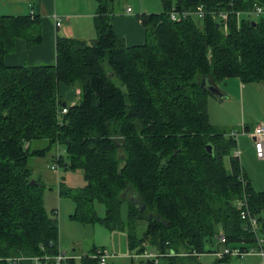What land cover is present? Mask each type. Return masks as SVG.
Returning a JSON list of instances; mask_svg holds the SVG:
<instances>
[{
    "label": "trees",
    "instance_id": "1",
    "mask_svg": "<svg viewBox=\"0 0 264 264\" xmlns=\"http://www.w3.org/2000/svg\"><path fill=\"white\" fill-rule=\"evenodd\" d=\"M95 2V39L58 37L54 64L6 65L16 38L33 44L41 37L32 33L37 15H0V264H35L33 257L57 252V218L44 208L45 185L29 161L58 144L68 159L61 155L58 164L82 170L86 181L79 188L60 186L75 203L74 217L126 231L130 251H170L159 257L167 264H203L179 253H214L209 248L215 243L256 248V234L234 202L246 197L264 238V191L250 185L230 154L235 139L209 123L211 94L200 84L203 77L215 84L231 77L264 83V14L240 20L231 14L224 24L209 15L171 20L168 12L198 5L248 9L264 7V0H161L162 12L140 15L146 41L132 46L113 30L112 0ZM61 85L79 90L77 102L62 99ZM41 140L46 146L31 149ZM131 195L145 205L142 212ZM94 200L105 206L104 217L96 215ZM142 218L146 226L137 236ZM94 249L70 264H98ZM244 258L224 255L208 264Z\"/></svg>",
    "mask_w": 264,
    "mask_h": 264
},
{
    "label": "rangeland",
    "instance_id": "2",
    "mask_svg": "<svg viewBox=\"0 0 264 264\" xmlns=\"http://www.w3.org/2000/svg\"><path fill=\"white\" fill-rule=\"evenodd\" d=\"M126 7L131 9L134 18L136 16L140 17V15L159 13L163 10L161 0H112L108 6L111 24L114 22V16L117 13H122ZM115 28L117 36L122 38L124 36L122 35L124 34V29H119L117 24ZM36 32V30H32V33ZM94 36L93 34V39H88L87 42H92L95 39ZM122 39L124 41L128 40L126 37ZM25 66L30 65L25 64ZM217 84L226 93V96L225 98L208 96L207 112L209 123L215 131L223 132L225 136L234 131L239 133L234 149H237L240 153V164L245 170L244 172L250 185L257 191H264V159L258 160L259 158L256 156L251 136L248 135L247 131L242 132L243 122L251 125L259 123V125L264 126V83H242L237 77H231ZM59 91L64 101L67 100L70 103L77 102L79 98V90L73 87L61 85ZM30 146L31 149L36 147L42 148L46 146V141H34L31 142ZM57 148L68 163L63 146L58 144L48 150L45 155L32 158L29 161V166L35 168V178L41 179L42 177L43 181L46 182H44L45 189L42 195L43 204L48 214L53 209L57 212L59 245L67 253L75 252L80 255L90 251L94 247H105L113 255L108 260L109 264H140L139 260H131L129 256L130 250L126 231L109 230L99 222H83L74 217L76 207L73 199L65 194H60L59 189L62 184L68 188L83 187L86 181L84 173L80 169H64V167L59 166L58 169L51 170L48 167L54 162ZM234 149L231 150V155H233ZM94 211L98 217L105 216V206L99 200H94ZM126 214L127 202L123 201L120 207V215L124 222L126 221ZM145 226V219L142 218L136 221L135 231L137 236L143 233ZM223 248L222 244L215 243L209 249L212 251H222ZM150 250L155 251L153 249ZM215 259L216 256L212 253L198 257V261L203 264L211 263ZM234 263L259 264L260 258L255 255H248L244 259H235ZM157 264H167V262L159 258Z\"/></svg>",
    "mask_w": 264,
    "mask_h": 264
},
{
    "label": "crops",
    "instance_id": "3",
    "mask_svg": "<svg viewBox=\"0 0 264 264\" xmlns=\"http://www.w3.org/2000/svg\"><path fill=\"white\" fill-rule=\"evenodd\" d=\"M127 8L114 16L113 30L117 35L116 24L119 29H124L122 38L128 39L124 41L127 46L143 44L146 41V35L140 17L134 18L131 11L127 12ZM96 9L95 0H0V15L23 16L31 14V12H33L31 16L37 15L38 23L35 34L41 37L40 42L33 44H28L24 38H16L13 49L4 56L5 64L8 66L54 64L56 59L55 44L58 37L84 41L92 40L93 34L96 37L94 26ZM57 18L59 19L58 25H56ZM223 93L226 96L224 91ZM225 96L221 98H225ZM74 103L71 102L70 104ZM256 125L259 123L253 125L247 122L242 123V127L251 136L252 141L251 131ZM34 172H36L35 168ZM41 180L43 181L42 177ZM52 211L56 210L53 209ZM73 251L75 250L73 249ZM209 254L211 253L204 255ZM72 255L79 256L80 254L72 252Z\"/></svg>",
    "mask_w": 264,
    "mask_h": 264
},
{
    "label": "built area",
    "instance_id": "4",
    "mask_svg": "<svg viewBox=\"0 0 264 264\" xmlns=\"http://www.w3.org/2000/svg\"><path fill=\"white\" fill-rule=\"evenodd\" d=\"M230 4H232L230 2ZM127 12H130L131 9L128 7ZM169 17L171 20H180L187 15L193 14L197 18L201 19L204 18L205 16H211L213 19L217 20L220 19L226 24L229 16L231 14L235 15L237 20H240V18L244 19H251L252 17H259L264 14V7L258 4H254L252 7L248 9H228V8H219L216 10H207L205 9L202 5H198L195 7L193 10H187V9H177L176 6H172L171 9L169 10ZM33 14V12H31ZM30 14V15H31ZM59 24V19H56V25ZM67 107L63 106L60 110L61 114H64L67 112ZM242 132H246V130L243 128ZM251 134L253 136V144L256 152V156L259 159H264V126L263 125H256L253 127ZM229 136L237 142V138L239 137L238 132H231L229 133ZM233 155L235 157H239V151L237 149H234ZM61 154L59 153V150L57 149L55 157H54V162L49 166L51 169L55 170L59 167L58 160L60 159ZM239 179L241 180L242 184H245V179L243 178V175L239 176ZM234 205L238 208L241 209L240 211V216L242 219L246 221V225L249 229L254 231L256 234V240L258 246L256 248H249V249H241L239 247H232V246H224L222 251H215L213 254L216 257H222L224 255H229L232 257H238V258H243L248 255H256L260 258V263L259 264H264V238L258 234V221L257 218L251 214L249 207H248V202L246 200V197L237 199L234 202ZM54 215L56 216L57 212L53 211ZM224 236L219 233L218 239L219 241H223ZM52 244V242H50ZM173 253L169 251V253H159L157 251H152V250H144L142 252H138L135 250L130 252V258L131 260H139V261H153V263L157 264L159 262V257L162 255H172ZM179 254L185 255V256H196L197 258L206 254L205 252H197L195 250L192 251H182ZM93 258L97 260L98 264H109L108 260L113 257V255L105 248V247H100V248H95L94 252L91 254ZM52 259L53 264H70L69 260L70 259H79V256H73L72 253H67L62 247L59 245V241L57 242V252L53 256H35L32 258L33 262L35 264H39L42 259L48 260ZM7 261L10 260V258H6ZM42 264H46V261Z\"/></svg>",
    "mask_w": 264,
    "mask_h": 264
},
{
    "label": "water",
    "instance_id": "5",
    "mask_svg": "<svg viewBox=\"0 0 264 264\" xmlns=\"http://www.w3.org/2000/svg\"><path fill=\"white\" fill-rule=\"evenodd\" d=\"M252 24L255 25L256 22L252 21ZM200 86L202 88H205L208 90V92L215 97H224L225 94L223 93V91L218 87L217 84H215L213 81H211L209 78L207 77H203L201 80V84ZM65 102H62V105L65 106ZM206 150L210 153L212 151V146L211 144H206ZM129 201H131L134 205H136L139 208V211L142 212L144 210L145 205L143 203H140L138 201V199L133 195L129 198ZM149 217L151 218L152 215L150 214Z\"/></svg>",
    "mask_w": 264,
    "mask_h": 264
}]
</instances>
